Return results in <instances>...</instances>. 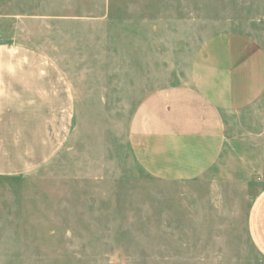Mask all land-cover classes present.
I'll list each match as a JSON object with an SVG mask.
<instances>
[{
	"label": "rangeland",
	"instance_id": "rangeland-1",
	"mask_svg": "<svg viewBox=\"0 0 264 264\" xmlns=\"http://www.w3.org/2000/svg\"><path fill=\"white\" fill-rule=\"evenodd\" d=\"M229 37L264 52V0H0V44L41 52L72 91L59 151L0 175V264H264L246 228L264 92L202 176L156 178L132 151L139 104L190 84L203 46Z\"/></svg>",
	"mask_w": 264,
	"mask_h": 264
},
{
	"label": "crops",
	"instance_id": "crops-1",
	"mask_svg": "<svg viewBox=\"0 0 264 264\" xmlns=\"http://www.w3.org/2000/svg\"><path fill=\"white\" fill-rule=\"evenodd\" d=\"M201 51L190 84L150 94L132 117V151L156 178L191 180L212 169L229 152L235 115L264 92V52L254 42L216 38ZM71 111L72 91L52 60L0 44V175L52 158ZM246 228L264 258V184L249 205Z\"/></svg>",
	"mask_w": 264,
	"mask_h": 264
}]
</instances>
